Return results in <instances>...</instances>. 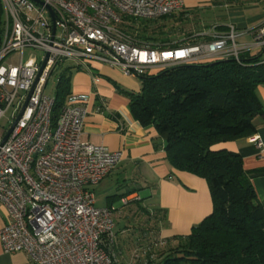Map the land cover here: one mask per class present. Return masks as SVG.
<instances>
[{
	"label": "built area",
	"instance_id": "obj_1",
	"mask_svg": "<svg viewBox=\"0 0 264 264\" xmlns=\"http://www.w3.org/2000/svg\"><path fill=\"white\" fill-rule=\"evenodd\" d=\"M39 1L1 0L0 120L11 112L0 135V203L9 218L0 241L6 253L24 252L29 264H117L113 209L97 206L91 187L115 169L123 150L81 140L86 94L70 93L53 123L55 97L45 91L52 75L65 62L87 69L88 60L135 77L175 64L228 58L241 63L243 54L260 55L264 62V21L251 28L213 29L196 43L153 46L126 25L177 13L183 0ZM247 36L250 40L240 41ZM255 145L264 153L258 136Z\"/></svg>",
	"mask_w": 264,
	"mask_h": 264
},
{
	"label": "trees",
	"instance_id": "obj_2",
	"mask_svg": "<svg viewBox=\"0 0 264 264\" xmlns=\"http://www.w3.org/2000/svg\"><path fill=\"white\" fill-rule=\"evenodd\" d=\"M190 13L180 10L156 20H131L126 27L153 46L207 39L190 24L195 19ZM4 20L0 0V43ZM75 68L64 63L59 66L53 123L70 94ZM139 79L138 92L123 90L131 115L142 126L154 129L171 167L207 181L212 211L188 234L165 238L161 248L150 251L151 245L157 246V236L167 222L165 211L157 207L149 210L133 201L132 217L141 212L147 219L132 223L131 233L137 234L132 247L148 248L145 264H264V201L257 199L241 155L227 147L228 142L254 133V118L264 117L256 92L257 86L264 84L260 55L243 54L241 63L228 58L175 64Z\"/></svg>",
	"mask_w": 264,
	"mask_h": 264
},
{
	"label": "crops",
	"instance_id": "obj_3",
	"mask_svg": "<svg viewBox=\"0 0 264 264\" xmlns=\"http://www.w3.org/2000/svg\"><path fill=\"white\" fill-rule=\"evenodd\" d=\"M182 10H191L190 18L195 19L198 33L205 35L210 30L226 31L229 24L239 29L251 28L257 24L246 23L236 18L217 16L207 19L202 10L227 8L229 15L239 0H183ZM264 20L261 16L260 22ZM209 21V22H208ZM258 21V22H259ZM208 27L206 29L200 28ZM210 26V27H209ZM243 37L240 41H248ZM86 67H76L70 77V93L88 96V113L84 119L81 140L94 145H104L111 150H123V158L115 169L91 188L97 206H109L116 215L132 214L133 201H139L147 209H164L168 225L163 227V238L185 235L193 225L198 224L212 211V200L207 181L187 171L170 166L160 140L155 139L152 127H144L133 118L129 110V98L123 92L140 90L134 76L125 75L118 67L88 60ZM98 77V81L93 80ZM259 101L264 107V84L256 88ZM255 132L227 143V147L237 151L243 158V168L254 187L257 199L264 201V153L255 145L257 136L264 143V117L254 118ZM157 142V146H155ZM142 193L146 196H143ZM101 203L97 204V199ZM128 213V214H127ZM6 208L0 203V229L8 222ZM117 233H120L118 229ZM133 235V234H132ZM123 234L116 241L121 248L119 258L133 249L134 238ZM126 236V237H125ZM139 264H145L141 261ZM124 261V260H123ZM0 264H29L24 252L6 253L0 241ZM126 264H130L127 262ZM136 264V263H133Z\"/></svg>",
	"mask_w": 264,
	"mask_h": 264
},
{
	"label": "rangeland",
	"instance_id": "obj_4",
	"mask_svg": "<svg viewBox=\"0 0 264 264\" xmlns=\"http://www.w3.org/2000/svg\"><path fill=\"white\" fill-rule=\"evenodd\" d=\"M239 2H240L239 6L235 7L233 9V11L230 12L232 15H229V11L227 8L225 9V8L221 7L219 9V8L213 7L210 10L209 9L208 10H202L201 16L207 17V19L217 18V16H220V17L227 16L229 18L233 17V18H236L240 21H243L246 23H251V25L252 24H259L262 21H264V20H262L261 22L259 21L261 19V16L264 15V0H239ZM200 28L206 29L205 27H203L201 25H200ZM173 41H176V39H173ZM29 54H30L29 50H26L24 52V58H26ZM35 54H37L40 57L41 53L38 52ZM68 63H70V62H65L64 64L66 65ZM59 72H60V69L56 70L54 72V74L52 75L51 80L48 82L46 90H45L47 94H50V95L54 94V90H55V87L57 85L56 80H57V76H58ZM134 78L137 79L139 84H140L139 77L134 76ZM10 112H11V109L7 110L4 114V116L0 120V135L3 134L4 129H7L8 125H9L8 120L10 117ZM142 194H143V196H146L145 194H147V193H142ZM98 203H101V199H99V198L97 199V204ZM121 214L122 215H116L113 213V220L115 223V232L117 235V240H119V238L123 234H125V235L130 234V236L132 235V233H131L132 232V223H136V221H141V223H143L147 219L144 216L146 214L141 213V212H137L138 216L134 217V218L132 217V214L127 213L128 215H126V214H124L123 211ZM124 224H127L129 228H125V226H123ZM151 224H152V222H151ZM167 225H168V221L165 223V227H167ZM118 229L120 230L121 234L117 233ZM161 230H160L159 235L157 236V239H158V241L156 242V243H158L157 246L155 247V246L151 245L149 247L150 251H154V249H157V247L161 248L164 245L162 243V241L165 238L162 237ZM136 236H137L136 233H134L132 235L133 238ZM120 249L121 248L119 247V245H118V247L116 245L115 251H116L117 264H126L127 262H129L130 264H133V263L139 264L140 259H142L141 260L142 262H145L144 251L148 252L147 247H145V246H141L139 248L133 247V249L128 251L129 253L125 254V258H121V257L119 258V255H121V253H118V251Z\"/></svg>",
	"mask_w": 264,
	"mask_h": 264
},
{
	"label": "water",
	"instance_id": "obj_5",
	"mask_svg": "<svg viewBox=\"0 0 264 264\" xmlns=\"http://www.w3.org/2000/svg\"><path fill=\"white\" fill-rule=\"evenodd\" d=\"M34 1L40 2L39 0H34ZM48 11H49V13H50V15H51V17H52V20H53V23H52V26H53V27H52V28H53V30H54V13H53V11H52L50 8H48ZM43 65H44V62H43V64H42V66H41V69H42ZM33 86H34V85H33ZM33 86L31 87L30 91L28 92V95H27V97H26V100H25V102H24V104H23V106H22L20 112L18 113V115H17V117H16L14 123L12 124V126L9 128V130L7 131V133L5 134V136L3 137L2 142H4V141L6 140V138L8 137V135H9L11 129H12V127L14 126V124H15V122L17 121L18 117L20 116L22 110L24 109V107H25V105H26V102H27V100H28V97L30 96V94H31V92H32Z\"/></svg>",
	"mask_w": 264,
	"mask_h": 264
}]
</instances>
